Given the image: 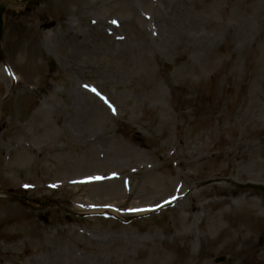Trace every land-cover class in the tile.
I'll list each match as a JSON object with an SVG mask.
<instances>
[{
	"label": "rangeland",
	"instance_id": "rangeland-1",
	"mask_svg": "<svg viewBox=\"0 0 264 264\" xmlns=\"http://www.w3.org/2000/svg\"><path fill=\"white\" fill-rule=\"evenodd\" d=\"M23 1L0 0V264L168 263L181 252L176 216H201L203 234L206 214L224 209L210 203L219 184L233 206L254 197L260 217L244 246L224 244L223 227L193 254L264 264V144L246 175H210L225 168L217 156L264 140V0L224 12L225 0ZM61 27L75 42L49 35ZM191 142L202 147L190 158Z\"/></svg>",
	"mask_w": 264,
	"mask_h": 264
},
{
	"label": "bare ground",
	"instance_id": "bare-ground-1",
	"mask_svg": "<svg viewBox=\"0 0 264 264\" xmlns=\"http://www.w3.org/2000/svg\"><path fill=\"white\" fill-rule=\"evenodd\" d=\"M67 1L69 3H72V5L75 6V4L79 2L80 0H67ZM234 1L235 0H225L224 1L225 7H224V10H221V12H224L228 8V6ZM221 7L218 9L219 12H220ZM80 17L82 20H84L83 15H81ZM52 24H53L52 21L43 20L41 27L48 28L52 26ZM108 24H109L108 33L113 34V29H115V27L111 23H108ZM183 25L186 31V35L181 38L182 42L185 41V43L188 44L190 48L191 46L195 48L197 44H200L199 43L200 40L199 41L196 40V37H195L196 34H194V30L189 24H183ZM49 35H53L56 38L58 37V39H62L67 42H75L73 35L70 34L69 28L61 27L60 31L58 32L53 31ZM247 36H248V30H242L238 34V37H241L243 39H246ZM36 37L37 38L41 37V40L44 41V39H46L47 36L44 35L43 30H40V32L37 34ZM209 39L210 38L208 37V40ZM146 43L149 46L148 40L146 41ZM208 46H206L205 49ZM199 48L201 51L204 50L200 46L198 47V49ZM211 50H209L208 52H210ZM156 93H157V88L152 87L150 96L154 97V94ZM33 119L35 118L33 117ZM220 122L221 121H219V123ZM166 126H167V123L164 122V128ZM208 135H212V131H210ZM263 144H264V140L261 143H256V142H248L246 144L244 143V144H241L240 146L239 145L237 146L239 148H236V149L239 151H236L234 154L229 152L228 155H219V157L217 156V158H215V160H219L217 163L220 164L222 162H226L225 168L223 171H221L220 165H217V167L215 168L211 167L210 175L216 178L217 177L223 178L226 176L227 179L242 177L246 175V173L241 170V167H243L247 162H251L255 160V152L257 148ZM195 146H196L195 142L186 143L185 145V150L189 152L188 155L190 156V158L193 155H196L195 150L202 147L200 146L197 149H193V147ZM194 162H197V160L194 159L192 161H187L186 165L188 167H192L194 165ZM168 176L172 177L171 172H168ZM105 185H108V184H105ZM217 188L219 189L217 194L222 195V197L215 196L210 200V203H212L215 206L224 205V209L218 210L215 214H210V213H208V215L206 214V217H205L206 218L205 221L207 220L205 222L206 228L203 234H198L194 232V221L195 219L197 220L201 219L202 218L201 216L191 218V217H184V215L181 212L179 213V215H177V212L175 213V215H177L176 221H178L177 226L180 229V231L175 236V241L177 243H180L178 247L181 252H177L176 256L171 257L168 263L165 262L163 264H210L208 263V259H203V257L193 254L195 245L198 244L199 248H201L203 245L212 246L213 239L211 237L212 233L210 232L212 230H220L223 227H225V229L228 230V234H227V237L225 238L224 244L232 243V244H237V247H241L251 241L252 234H251L250 223L254 217L256 218L260 217L258 214L256 215L253 214V212H257L256 210H258L256 199L254 197H251V198H246L245 201L237 200V204L239 206H233L229 202L231 195L228 193H225V191L223 190L225 189L223 185L219 184L217 185ZM173 189L174 187H172L171 190L176 191L178 193L180 189H182V187H180L179 189H174V190ZM176 192H171V195L173 197H176L178 195ZM201 193L202 191L200 190L198 191V193H196V195H199ZM177 208L178 206L174 207V209H177ZM191 209L193 211L195 210L194 207L190 208V210ZM119 263L134 264V263L126 262L124 260L119 261L118 263H113V264H119Z\"/></svg>",
	"mask_w": 264,
	"mask_h": 264
},
{
	"label": "snow or ice",
	"instance_id": "snow-or-ice-1",
	"mask_svg": "<svg viewBox=\"0 0 264 264\" xmlns=\"http://www.w3.org/2000/svg\"><path fill=\"white\" fill-rule=\"evenodd\" d=\"M111 107V105H109ZM98 179V178H97Z\"/></svg>",
	"mask_w": 264,
	"mask_h": 264
}]
</instances>
